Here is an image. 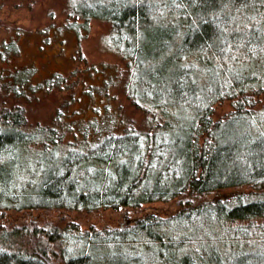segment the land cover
Returning a JSON list of instances; mask_svg holds the SVG:
<instances>
[{"label":"trees","instance_id":"obj_1","mask_svg":"<svg viewBox=\"0 0 264 264\" xmlns=\"http://www.w3.org/2000/svg\"><path fill=\"white\" fill-rule=\"evenodd\" d=\"M72 1L73 12L112 24L115 46L129 66L125 91L143 119L140 124L136 117L120 119L115 129L97 135L90 152L68 153L63 159L53 155L45 162L38 157L46 177L29 192V185L18 182L13 171V162L20 160L19 148L41 141L46 151L57 145L58 129L45 127L43 136L33 137L21 128L26 123L24 113L0 109V218L5 220L8 213L10 217L6 218L10 227L0 225V264H56V257L69 264L91 263L89 255L67 260L63 251L54 254L53 243L78 231V225L62 231L58 226L32 228L26 222H12L6 210L109 207L126 211L183 198L185 210L177 215L182 224L186 217L205 216L207 222L240 234L235 222H249L247 226L264 222V133L251 136L241 128V122L255 115L247 106L264 88V67L233 69L226 63L240 62L239 52L244 61L254 63L264 50L260 36L229 29L234 21L226 16L227 6L244 8L258 0ZM258 24L263 33L264 20ZM29 73L14 72L2 80L0 72V89L20 95ZM224 99L233 100L236 109L227 118H215V104ZM118 125L123 126L121 131ZM94 163L113 164V177L105 178L113 183L104 189L80 181L77 175ZM235 187L245 189L228 191ZM148 218L140 223L142 230L160 240L162 233L152 227L154 218ZM252 231L241 234L247 238ZM214 260L218 259L212 257L211 264H221ZM244 260L237 263L251 262Z\"/></svg>","mask_w":264,"mask_h":264},{"label":"rangeland","instance_id":"obj_2","mask_svg":"<svg viewBox=\"0 0 264 264\" xmlns=\"http://www.w3.org/2000/svg\"><path fill=\"white\" fill-rule=\"evenodd\" d=\"M74 5L72 0H0L2 80L11 78L14 72H30L24 89L19 88L20 95L0 89V109L5 107L24 113L26 123L21 128L33 137L43 136L42 129L49 126L57 128L60 135L57 145L46 151H42L41 141L19 148L20 160L13 162V171L18 182L29 185V192L46 177L38 157L45 162L53 155L63 159L68 153L90 152L94 141L98 140L97 135L113 130L120 119L128 121L136 117L139 124L143 119V113L134 108L125 91L129 66L115 46L112 24L96 17L86 19L73 12ZM247 6H227L226 16L234 21L229 29L256 33L257 38L260 36L264 41V29L262 33L257 27L264 20V0ZM221 29L226 30L222 26ZM236 55L241 58L240 62L226 60L233 69L264 67V50L255 56L254 63L244 61L240 52ZM252 104L247 108L255 115L248 122H241V128L251 136H259L264 133V88L254 95ZM235 109L233 100L224 99L215 104L214 116L227 118ZM120 127L118 125L117 129L121 131L123 126ZM113 171V164L94 163L77 175L80 181L92 182L96 189H104L105 184L113 183L105 179L108 175L113 177ZM238 189L245 188L228 191ZM182 199L153 201L137 210L126 211L109 207L6 211L10 212L12 222H26L32 228L58 226L62 231L68 225H78V231L53 243L54 254L61 255L63 251L67 260L89 255L90 264H211L213 257L221 264H238L244 259L251 261L249 264L254 261L264 264L263 220L251 222L253 226H247L249 222H235L243 234L253 229L247 238L241 233H232L230 227L226 229L214 221L207 222L205 216H200V220L186 217L182 224L177 220L186 206ZM6 216L5 220L0 218V225L10 227V220L6 219L10 218L9 213ZM150 216L154 218L153 229L162 233L160 240L140 226ZM186 234H191V244L187 243L191 240ZM206 251L213 256L208 257ZM188 254L192 256L185 262L183 257ZM57 259H54L56 264H69L65 259Z\"/></svg>","mask_w":264,"mask_h":264}]
</instances>
